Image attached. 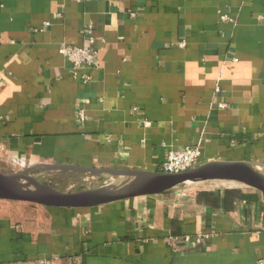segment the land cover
Segmentation results:
<instances>
[{"label":"crops","instance_id":"0c3cea01","mask_svg":"<svg viewBox=\"0 0 264 264\" xmlns=\"http://www.w3.org/2000/svg\"><path fill=\"white\" fill-rule=\"evenodd\" d=\"M87 28L97 66L73 78L58 50L88 46ZM186 147L200 165L264 163V0H0L1 172H160ZM238 185L87 209L0 200V264H259L264 194Z\"/></svg>","mask_w":264,"mask_h":264},{"label":"water","instance_id":"95a60500","mask_svg":"<svg viewBox=\"0 0 264 264\" xmlns=\"http://www.w3.org/2000/svg\"><path fill=\"white\" fill-rule=\"evenodd\" d=\"M262 162H210L177 174L140 170L84 169L68 166L39 165L16 173L0 171V200L24 202L51 208L87 209L143 196H157L188 183L227 181L235 182L264 194ZM80 173L104 176L116 174L110 185L94 190L63 193L38 182L34 174ZM120 175V176H119ZM40 187L39 189H35Z\"/></svg>","mask_w":264,"mask_h":264},{"label":"built area","instance_id":"2783aa9c","mask_svg":"<svg viewBox=\"0 0 264 264\" xmlns=\"http://www.w3.org/2000/svg\"><path fill=\"white\" fill-rule=\"evenodd\" d=\"M223 20H228L227 17H223ZM88 40V46L81 48L64 45L59 48L58 53L60 56L65 58L72 66V77L76 78L79 72L84 68H93L97 66L96 63V51L92 45L94 40L91 36V29L87 28L85 32ZM180 48L185 46L184 42H178ZM235 61V59H234ZM89 77H85L84 82H88ZM218 91V89H217ZM82 103V102H81ZM220 108H226L225 104H220ZM80 121L84 120V114L82 110L78 111ZM200 150L198 147H186L180 151H170L167 153L165 161L161 165L160 172L166 174H177L196 168L200 165ZM12 164L19 167V171L29 168L23 161H12ZM215 181L212 182H199V183H188L182 187L176 188L177 194L180 196H186L188 194H194L205 187H210ZM207 235L197 236H183L181 238H169V244H174L175 241L180 240L184 244L195 247L203 244L204 241L208 240ZM259 264H264V259L259 260Z\"/></svg>","mask_w":264,"mask_h":264},{"label":"rangeland","instance_id":"374dc122","mask_svg":"<svg viewBox=\"0 0 264 264\" xmlns=\"http://www.w3.org/2000/svg\"><path fill=\"white\" fill-rule=\"evenodd\" d=\"M87 179L91 180L86 174L50 173L43 175L41 182L48 184L61 192L68 189V184L79 183V185H75V191L79 192L86 189L83 180ZM98 183L101 184V181H98ZM94 185L95 184L93 183L89 184L90 187H93Z\"/></svg>","mask_w":264,"mask_h":264},{"label":"bare ground","instance_id":"6f19581e","mask_svg":"<svg viewBox=\"0 0 264 264\" xmlns=\"http://www.w3.org/2000/svg\"><path fill=\"white\" fill-rule=\"evenodd\" d=\"M261 173L264 175V169L261 170ZM103 175L104 176H100V177H98L97 175L96 176L95 175H93V176L92 175H88V177L91 180H88V179L87 180H83V182L85 184V188H86L84 190L90 191V190L97 189L99 187H103V186L110 185L111 183L114 182L115 178H117L116 177L117 175L116 174H113V173H104ZM34 178L40 183L41 182V179H43V174H35L34 175ZM98 181H101V184H99ZM215 182L219 183L220 186H223V187H236V186H239L235 182H227V181L226 182L225 181H215ZM91 183H93L95 185L93 187H90L89 184H91ZM39 188L36 187L35 189H39ZM76 192L77 191H75V187L74 186L68 187L67 190L63 191V193H76Z\"/></svg>","mask_w":264,"mask_h":264}]
</instances>
